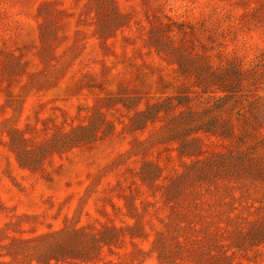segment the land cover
Returning a JSON list of instances; mask_svg holds the SVG:
<instances>
[{"label":"rangeland","instance_id":"rangeland-1","mask_svg":"<svg viewBox=\"0 0 264 264\" xmlns=\"http://www.w3.org/2000/svg\"><path fill=\"white\" fill-rule=\"evenodd\" d=\"M0 264H264V0H0Z\"/></svg>","mask_w":264,"mask_h":264}]
</instances>
